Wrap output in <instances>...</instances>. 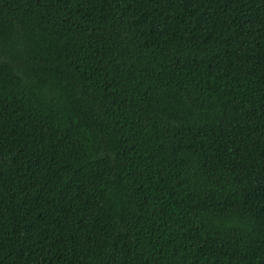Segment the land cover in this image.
Listing matches in <instances>:
<instances>
[{"label": "trees", "instance_id": "trees-1", "mask_svg": "<svg viewBox=\"0 0 264 264\" xmlns=\"http://www.w3.org/2000/svg\"><path fill=\"white\" fill-rule=\"evenodd\" d=\"M0 264H264V0H0Z\"/></svg>", "mask_w": 264, "mask_h": 264}]
</instances>
